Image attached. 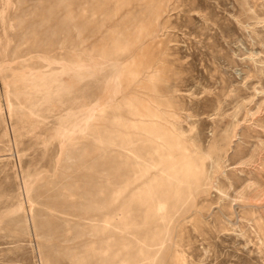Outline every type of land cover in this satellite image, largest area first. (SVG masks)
I'll return each mask as SVG.
<instances>
[{
    "label": "rangeland",
    "instance_id": "1",
    "mask_svg": "<svg viewBox=\"0 0 264 264\" xmlns=\"http://www.w3.org/2000/svg\"><path fill=\"white\" fill-rule=\"evenodd\" d=\"M0 264H264V0H0Z\"/></svg>",
    "mask_w": 264,
    "mask_h": 264
}]
</instances>
